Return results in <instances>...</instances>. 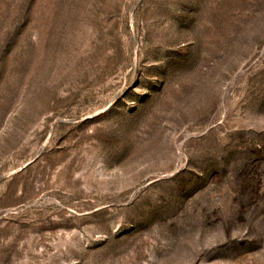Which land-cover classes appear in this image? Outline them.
<instances>
[{
    "label": "rangeland",
    "instance_id": "1",
    "mask_svg": "<svg viewBox=\"0 0 264 264\" xmlns=\"http://www.w3.org/2000/svg\"><path fill=\"white\" fill-rule=\"evenodd\" d=\"M0 264H264V0H0Z\"/></svg>",
    "mask_w": 264,
    "mask_h": 264
}]
</instances>
